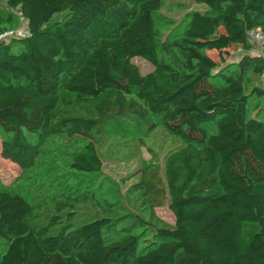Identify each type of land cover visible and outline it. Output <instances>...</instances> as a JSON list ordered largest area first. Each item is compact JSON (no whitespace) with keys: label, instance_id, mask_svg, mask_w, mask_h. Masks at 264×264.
Listing matches in <instances>:
<instances>
[{"label":"trees","instance_id":"obj_1","mask_svg":"<svg viewBox=\"0 0 264 264\" xmlns=\"http://www.w3.org/2000/svg\"><path fill=\"white\" fill-rule=\"evenodd\" d=\"M171 43H159L163 0H8L0 37L29 25L31 36L0 42L2 155L22 166L39 158L44 137L84 143L79 173L102 172V150L119 152L161 128L183 144L164 168L145 163L135 222L153 239L115 231L125 215L94 194L61 196L40 212L24 195L0 188V264H264V120L252 117L249 72L264 74L248 32L264 33V0H193ZM238 74L208 59L232 49ZM175 51L178 60L166 54ZM136 57L153 66L142 75ZM35 141H37L35 143ZM169 205L174 225H158ZM49 220L37 225L43 211ZM61 225L55 235L52 227Z\"/></svg>","mask_w":264,"mask_h":264},{"label":"rangeland","instance_id":"obj_2","mask_svg":"<svg viewBox=\"0 0 264 264\" xmlns=\"http://www.w3.org/2000/svg\"><path fill=\"white\" fill-rule=\"evenodd\" d=\"M8 0H0V9L7 12ZM208 7L193 0H163V5L156 17L159 43H170L179 35L187 15L194 11L204 12ZM264 59V50L250 51ZM230 56H225L227 64L221 63V55L216 51L208 52V59L218 65L216 71L224 68L227 74L237 75V63L243 56V51L232 49ZM170 62H177L175 51L165 55ZM133 64L142 75L153 71V66L143 58L136 57ZM255 88L264 92V74L249 72L246 76V91L251 93ZM250 110L252 117L264 120V97H251ZM5 137L0 131V188L18 192L36 208L37 212L44 205L55 203L61 196L77 198L86 194H94L106 210L125 215L124 221L115 231L121 236L127 230L140 235L143 240L153 239V229L149 225L135 222L136 207L139 204L138 195L134 193L135 184L141 180L145 163H155L162 171L169 152L183 143L175 137H167L161 128L152 132L149 138L143 140L144 146L138 142L130 143L126 149L115 152L108 145L102 150L104 167L97 175L79 173L71 168L72 158L83 149L84 143L79 140L69 141L63 136L44 137L40 143L39 158L30 165L22 166L3 157V142ZM37 141H35L36 143ZM47 211L36 220L37 225L46 223L50 215ZM155 224L174 225V216L169 205L156 210ZM61 225L52 227L49 235H55ZM0 242V254L3 251Z\"/></svg>","mask_w":264,"mask_h":264},{"label":"built area","instance_id":"obj_3","mask_svg":"<svg viewBox=\"0 0 264 264\" xmlns=\"http://www.w3.org/2000/svg\"><path fill=\"white\" fill-rule=\"evenodd\" d=\"M31 36V31L28 23L21 18L20 26L13 30L4 33L0 37V42L7 40L8 38H27ZM248 37L252 43V50L259 49L260 51L264 50V33L261 30H252L248 32Z\"/></svg>","mask_w":264,"mask_h":264}]
</instances>
